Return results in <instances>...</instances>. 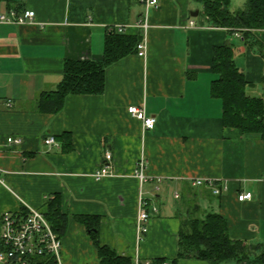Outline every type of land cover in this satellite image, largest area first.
Wrapping results in <instances>:
<instances>
[{"label":"crops","instance_id":"1","mask_svg":"<svg viewBox=\"0 0 264 264\" xmlns=\"http://www.w3.org/2000/svg\"><path fill=\"white\" fill-rule=\"evenodd\" d=\"M198 2L158 0L147 9L139 0H0V12L35 11L32 21L0 24V236L4 212L25 205L44 212L56 201L68 218L60 235L64 264L100 263L83 216L98 219L100 245L118 255L170 262L182 220L197 206L222 214L233 238L264 249V139L225 126L222 100L211 94L214 48L229 44L248 94L264 98V28L245 41L243 30L212 26ZM244 4L232 0L231 10ZM146 12L145 57L134 53L110 65L100 95H69L55 114L38 109L41 94L62 81L67 60L101 59L112 26L142 35L137 23ZM130 106L156 116L155 127L146 129ZM66 133L71 144L64 147ZM48 136L57 144L48 146ZM108 150L115 175L97 180L93 174ZM141 159L143 180L136 176ZM197 179L229 189L217 195L194 185ZM242 192H252V199L240 201ZM141 196L150 220L139 240ZM179 264L211 263L190 258ZM222 264L264 263L253 256Z\"/></svg>","mask_w":264,"mask_h":264},{"label":"trees","instance_id":"2","mask_svg":"<svg viewBox=\"0 0 264 264\" xmlns=\"http://www.w3.org/2000/svg\"><path fill=\"white\" fill-rule=\"evenodd\" d=\"M202 3L200 12L212 26L231 30H243L245 41L252 31L264 28V0H246L244 9L231 10L232 0H197ZM141 34L130 35L109 30L101 59L72 60L65 63L64 75L57 89L44 91L38 109L44 113H58L69 95H100L106 91V71L113 63L130 54L137 53ZM237 51L233 45L225 44L214 48L213 80L211 94L222 100L223 123L228 127L241 129L244 133L259 134L264 139V98L251 96L247 92L248 80L236 61ZM70 134L62 135L64 147L71 144ZM68 143V144H67ZM53 229L62 235L68 223L59 204L53 201L43 212ZM91 231L98 246L99 264H132L129 256L118 255L108 246H101L96 217L81 218ZM254 256L258 263H264V249L261 244H251L233 238L227 219L219 212L201 213L194 206L182 220L178 239L177 256L170 264H179L182 259L196 258L211 264L241 262ZM166 258H157L152 264H163ZM32 264H57L55 256L45 252L33 257Z\"/></svg>","mask_w":264,"mask_h":264},{"label":"built area","instance_id":"3","mask_svg":"<svg viewBox=\"0 0 264 264\" xmlns=\"http://www.w3.org/2000/svg\"><path fill=\"white\" fill-rule=\"evenodd\" d=\"M144 3L147 9L158 4V0H139ZM35 18V11L25 9L19 12L16 8H10L6 12H0V24H20L32 21ZM148 12L140 18L137 26L142 29V39L138 44L137 54L145 57L147 55L146 34L150 27ZM195 21L189 22V27H194ZM110 30L119 32L125 31L123 26H112ZM10 105V104H9ZM129 112L136 118L142 120L146 129H153L156 124V116L147 115L143 108L130 106ZM10 143L20 144L21 139L9 137ZM48 146L56 145L54 136H48L45 139ZM113 155L111 151L104 154V163L95 172L94 177L97 180L115 175L112 165ZM146 163L144 159L138 161L136 166V176L141 180L145 178L144 170ZM0 169V182H3ZM196 186H207L214 194L220 195L229 189L228 184H219L215 180L197 179L193 182ZM252 192H242L238 194L240 201L252 199ZM149 203L141 196L140 209L137 216L138 239L143 238V234L148 232V223L150 220ZM157 211L158 208L154 207ZM0 245V264H32L33 257L43 255L45 252L55 256L57 264H64L61 256L62 240L60 235L53 229L52 224L45 214L34 207L25 205V208L19 212L6 211L2 215ZM153 260H141L138 256L132 261V264H152ZM163 264H170L167 260Z\"/></svg>","mask_w":264,"mask_h":264},{"label":"water","instance_id":"4","mask_svg":"<svg viewBox=\"0 0 264 264\" xmlns=\"http://www.w3.org/2000/svg\"><path fill=\"white\" fill-rule=\"evenodd\" d=\"M198 14H199V11H195V12L193 13L194 16H197Z\"/></svg>","mask_w":264,"mask_h":264},{"label":"rangeland","instance_id":"5","mask_svg":"<svg viewBox=\"0 0 264 264\" xmlns=\"http://www.w3.org/2000/svg\"><path fill=\"white\" fill-rule=\"evenodd\" d=\"M245 1V0H244ZM199 4H201V2H198ZM244 7H245V4H244V6H242L240 9H244Z\"/></svg>","mask_w":264,"mask_h":264}]
</instances>
